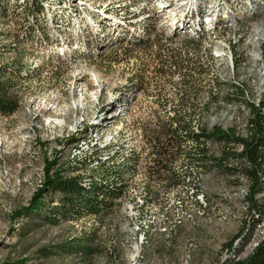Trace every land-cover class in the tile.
<instances>
[{
  "label": "rangeland",
  "instance_id": "374dc122",
  "mask_svg": "<svg viewBox=\"0 0 264 264\" xmlns=\"http://www.w3.org/2000/svg\"><path fill=\"white\" fill-rule=\"evenodd\" d=\"M25 1L0 0V70L13 71L10 93L19 100L15 113L0 114V264H222L246 257L264 235V212L254 223L248 213L246 179L178 162L173 171L181 184L150 176L143 128L162 124L186 91L185 107L203 128L214 116L244 132L246 101L264 91V0H232L243 13L229 0H49L36 17L25 14ZM243 14L263 20L251 31L228 29L218 41L241 55L233 65L245 60L225 75L249 100L225 95L234 90L229 84L215 85L223 87L216 95L207 82L183 88L184 67L193 69L207 50H195L179 19H248ZM139 19H151L144 30ZM207 145L214 157L225 147ZM52 159L70 167L67 174L77 167L92 179L104 175L101 165L116 170L125 161L133 173H124L122 196L100 215L57 225L33 219L21 228L25 218L15 213L28 205ZM72 241L89 253L40 252Z\"/></svg>",
  "mask_w": 264,
  "mask_h": 264
},
{
  "label": "trees",
  "instance_id": "16d2710c",
  "mask_svg": "<svg viewBox=\"0 0 264 264\" xmlns=\"http://www.w3.org/2000/svg\"><path fill=\"white\" fill-rule=\"evenodd\" d=\"M43 3H49V0L25 1V14L32 17L42 14ZM4 12L5 6H0V14L3 15ZM147 30L152 32L149 27ZM18 42L20 41L18 40ZM16 65L17 63L14 64L15 67ZM12 72L6 68L0 70L1 115H11L19 107V100L10 93V76H12ZM19 73L17 72V74ZM183 84V88H185L187 85L197 83L188 79ZM177 100H179V104L173 109L188 110L189 118L187 121L184 122L180 116H177L174 119L165 118L162 124L157 121L155 128L150 129L147 126L143 128V137L149 148L147 155H151L150 163L152 167H148L149 175L181 184L184 182V178L173 171V166L177 162L179 165L193 164L204 171L227 169L230 173L242 175L247 183L245 201L247 202L250 219L253 223L259 222L264 212V91L260 94L257 104L246 101V105L251 112L246 136L237 135L231 129L223 130L217 126L212 127L210 130L201 128L198 134L194 136L189 134L188 137H192L193 140L197 141L195 146L189 147L183 143L185 138L178 135L179 128H172L171 126L174 123L183 126L190 125L196 111L185 107V101L188 100L186 91H179ZM159 106L164 107L166 105L160 104ZM166 129L168 131H165ZM70 140L73 143L77 141L74 137H71ZM208 143L225 145L220 157H214L208 153ZM236 147H239L238 151L235 150ZM228 160H233L235 166L229 167L226 165ZM127 162L125 161V164L116 170H104L101 165L99 169L100 172H104L102 176L111 178V182L108 181L103 184L96 181L86 182L79 175L67 174L66 172L70 167L56 166L55 159L45 161L41 184L33 193L28 205L20 208L15 213L16 219L25 218L21 228L33 219H42L45 223L57 225L61 221L78 219L83 216H97L108 211L115 200L122 196L125 188L124 173H133L132 167L126 165ZM71 169L74 172L81 170L77 167ZM55 197L58 198L57 203H54ZM46 199L48 200L47 204L45 203ZM40 252L43 253L44 257H47L59 253L88 254L89 249L84 247L81 242L75 244L72 241L64 245H56L50 249L43 247ZM2 264L25 263L19 260ZM222 264H264V235L246 257L242 259L229 257Z\"/></svg>",
  "mask_w": 264,
  "mask_h": 264
},
{
  "label": "bare ground",
  "instance_id": "6f19581e",
  "mask_svg": "<svg viewBox=\"0 0 264 264\" xmlns=\"http://www.w3.org/2000/svg\"><path fill=\"white\" fill-rule=\"evenodd\" d=\"M229 2L232 4L233 10L241 12V6L239 4H237L236 2H232V0H229ZM241 13H243V12H241ZM242 17L244 18L246 16L243 14ZM246 18H248V19H179V21H178L179 27H180V30H181V33L183 34V36L184 37H186V36L192 37V39H193L192 44L196 48L195 50H199L202 45H203V49L207 50V52L204 51V52H206V53H204V58L202 56L203 60L201 59L199 61L198 65H196L195 67L193 66L194 68L191 70H188L189 68L186 66L188 69H185V67H184L183 71L187 72L189 74V79L191 81L197 83V84H199V82L209 83L210 88L212 89L213 95H216V93H214V91H217V89L220 90L223 88L222 86L217 87L215 85L229 84L230 86H232L234 88V90L230 89V93H226L225 95L233 97V99L241 98V99L249 100V97L245 93L246 90L244 91V89H245V88H243L244 86L242 87V85H239V83H236L234 81L232 82L229 79L227 80V78H226V76L228 74H229L228 75L229 77L231 75L233 76V67L236 66L235 69L241 67L244 64L245 60L241 59L239 63H237V64L234 63V65H233L232 57L238 58L241 55L239 53H236L233 48H232V52L230 51V46H232L230 42H228V43L226 42L227 43L226 44V43H222L221 41H218L222 38L223 34L227 33L228 29L229 30L234 29V31H236L235 29H237V30H241L242 32H246L248 29L254 27L255 25L257 26V24L260 21L262 22V20H263V19H249V18H251L249 15H247ZM139 20L141 22V25L143 26L142 30H144V26L148 25L149 24L148 22L151 19H139ZM250 31H251V29H250ZM237 32H235V34H237ZM256 34H258V35L260 34L259 29H258V31H256ZM233 36L232 37L230 36V38L233 39L232 42L234 41V39L236 40V39L241 38L240 36H238V38L233 37ZM245 43H247V42H245ZM213 46L215 47V49L214 48H212V49L215 50V53H213L214 51H212V49L211 50L209 49ZM236 46H234V47H236ZM253 47H254V45H253ZM237 50H239V49H237ZM259 52H260V55L263 59V61H262V63H263L264 62V43H262V45H259ZM252 54H253V52H252ZM206 58L210 62L209 61L205 62L204 59H206ZM216 59H218V60L220 59V61L216 62L215 61ZM192 63H194V62H192ZM225 74H227V75H225ZM182 81L185 82V80H182ZM261 87H262V85H261ZM239 91H241V93H239ZM259 97H260V95H259ZM256 99L259 100V98H256ZM258 100L252 101V102L257 104ZM249 101H251V100H249ZM188 112H189L188 110L179 111V110L172 109V111H170V110L168 111L166 118L174 119L175 117L180 116L181 119H183V121L185 122L189 118V115L187 114ZM250 117H251V112L249 111V108H248L247 111H244V119H243V126H242V129H243L242 131H244L243 133L237 132L238 130H240V128L237 127L236 125L231 126V127H225V126L221 125L220 121H214V118H215L214 116L210 117V124L206 128V130H210L212 127L217 126L223 130H230L231 129L237 135L246 136L248 133V128H249V120L251 119ZM194 118H195V115L192 117V121H191L190 125L183 126V125H176V123H174L171 126L172 128H179L177 133L180 137L185 138V141L183 143L188 147L189 146H195L197 144L196 140H193L192 137H188L189 134L194 136L201 131V128H203L200 124H198L196 122V120ZM78 171L79 170L73 172L72 174L79 175L86 182L96 181L98 183L102 182L103 184H104V182H108L105 178L101 177L102 175L92 179L88 175H84L81 172L78 173Z\"/></svg>",
  "mask_w": 264,
  "mask_h": 264
},
{
  "label": "built area",
  "instance_id": "2783aa9c",
  "mask_svg": "<svg viewBox=\"0 0 264 264\" xmlns=\"http://www.w3.org/2000/svg\"><path fill=\"white\" fill-rule=\"evenodd\" d=\"M165 131H168L167 129Z\"/></svg>",
  "mask_w": 264,
  "mask_h": 264
}]
</instances>
